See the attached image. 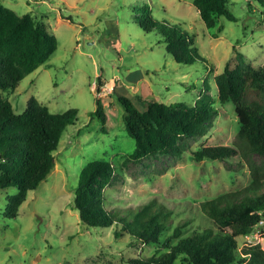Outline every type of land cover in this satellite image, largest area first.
<instances>
[{"label": "rangeland", "instance_id": "rangeland-1", "mask_svg": "<svg viewBox=\"0 0 264 264\" xmlns=\"http://www.w3.org/2000/svg\"><path fill=\"white\" fill-rule=\"evenodd\" d=\"M0 3L18 16H33L58 40L48 63L27 74L15 90L2 91L3 97L15 114H21L34 96L52 113L68 118L53 170L28 192L16 218L4 215L7 197L16 188L0 189V264H125L151 254L152 246L130 245L128 236L116 239L110 228L81 221L75 189L90 162L109 161L117 169L105 189L111 208L128 212L157 201L177 224L189 216L183 212L194 211L200 202L250 183V170L238 158L198 162L193 150L231 145L236 137L238 117L231 102L219 101L215 77L226 67L235 68L240 58L256 67L264 65V9L257 0H228L236 21L221 17L213 30L206 28L193 0ZM144 3L157 21L191 37L206 62L179 64L158 31H143L136 16ZM100 87L112 92L101 93ZM120 96L138 108L151 100L166 105L203 101L218 113L203 136L184 138L178 153L133 161L126 155L135 140L126 131ZM97 99L106 115L104 123L93 114ZM251 233L238 238L239 246L259 243L264 249V227L259 235Z\"/></svg>", "mask_w": 264, "mask_h": 264}, {"label": "trees", "instance_id": "trees-1", "mask_svg": "<svg viewBox=\"0 0 264 264\" xmlns=\"http://www.w3.org/2000/svg\"><path fill=\"white\" fill-rule=\"evenodd\" d=\"M227 2L193 0V5L206 28L213 30L221 17L236 21ZM257 3L264 9V0ZM138 8L136 20L141 29L158 31L177 63L206 62L193 39L181 29L157 21L145 3ZM57 47V38L45 25L29 14L18 16L0 3V189L16 188V193L7 197L6 219L17 217L28 192L53 170L68 118L52 113L34 96L21 114H15L2 91L15 90L27 74L48 63ZM240 59L235 68L226 67L215 77L219 101L231 102L238 117L236 137L231 145L193 150V156L198 162L238 158L250 170L251 181L246 187L200 202L194 211L183 212L189 216L177 224L172 212L157 201L128 212L111 208L105 189L115 178L113 163L90 162L80 172L75 208L81 221L95 228H110L116 239L128 236L130 245L142 242L153 247L151 254L130 258L125 264H264L259 243L240 247L238 241L264 219V65L256 67ZM118 100L125 109L126 131L135 140L133 151L126 155L133 161L178 153L180 142L203 136L218 113L203 101L166 105L151 100L138 108L127 97ZM96 105L93 114L104 123L106 115L99 99Z\"/></svg>", "mask_w": 264, "mask_h": 264}, {"label": "built area", "instance_id": "built-area-1", "mask_svg": "<svg viewBox=\"0 0 264 264\" xmlns=\"http://www.w3.org/2000/svg\"><path fill=\"white\" fill-rule=\"evenodd\" d=\"M100 86H102V85H100ZM101 89L102 90L103 89L109 90L108 88L100 87V92H101ZM110 92H112L111 89L109 91H107L106 93L109 94ZM101 93H105L104 90ZM262 227H264V219H261L260 222L253 228V230L251 231L252 232L251 235H255L256 236L257 232H258V235H259V232H261Z\"/></svg>", "mask_w": 264, "mask_h": 264}]
</instances>
